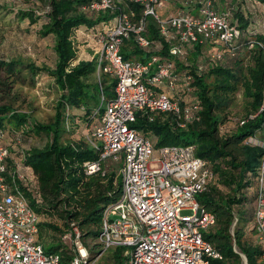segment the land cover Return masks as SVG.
I'll list each match as a JSON object with an SVG mask.
<instances>
[{
    "label": "built area",
    "instance_id": "obj_1",
    "mask_svg": "<svg viewBox=\"0 0 264 264\" xmlns=\"http://www.w3.org/2000/svg\"><path fill=\"white\" fill-rule=\"evenodd\" d=\"M237 5L231 0H86L81 4L89 14L109 13L91 27L77 28L73 39L78 30L90 34L98 73L115 81L111 95L101 92L104 110L88 137L97 158L86 161L83 169L92 174L102 170L105 160L120 161L121 194L104 206L99 233L91 244L83 242L75 221L68 222L62 237L71 239L67 264H99L112 247L121 249L127 264H216L224 259L203 232L215 225L216 215L197 198L214 177L210 162L196 154L195 143L158 146L132 124L138 113L149 117L158 111L172 114L180 129L198 119L194 80L207 65L188 57L200 46V52L207 49L209 62L223 63L257 43V24L242 27L237 13L250 16ZM150 20L158 37L148 33ZM165 45L167 53H163ZM123 48L129 57H124ZM134 48L144 58L133 54ZM8 142L7 131L0 128V264H63L61 251H46L39 239V215L24 192L33 187L37 194L35 178L22 164L25 153L14 157ZM254 178L252 228L264 242V151Z\"/></svg>",
    "mask_w": 264,
    "mask_h": 264
},
{
    "label": "trees",
    "instance_id": "obj_2",
    "mask_svg": "<svg viewBox=\"0 0 264 264\" xmlns=\"http://www.w3.org/2000/svg\"><path fill=\"white\" fill-rule=\"evenodd\" d=\"M42 1L48 6L47 21L41 25L39 33L54 36L55 67L49 69L30 62L24 64L3 59H0V67H4L8 74H20L25 69L34 76L40 71H47L54 77L61 94L57 98L54 115L46 123L31 122L27 113L16 111L11 104L0 105V128L7 131L9 146L11 141H25L32 133H44L48 138L42 146L28 148L22 161L28 174L35 178L37 194L33 195L27 190L24 192L39 215L40 230L50 228L63 232L67 230L68 222L75 221L80 228L81 239L94 240L99 233L104 206L115 202L121 194L118 173L121 162L105 160L102 170L86 174L84 163L96 159V151L88 139L63 137L66 133L69 135L73 128V116L67 110L81 109L87 120L96 115L100 117L104 110L100 105L101 92L106 94V89L114 87L115 81L110 75L102 72L96 74L94 58L74 62L75 30L82 25L91 27L109 17V13L84 12L81 4L86 0ZM257 1L264 4V0ZM19 13L21 18H28L29 23H35L38 19L33 9ZM237 16L242 27H246L249 20H245L241 12ZM147 30L150 37H158L153 21H149ZM254 40L257 43L252 49L228 56L223 63L208 62L204 73L195 77L200 109L196 112L198 119L188 123L186 129L176 126L177 121L172 114L161 111L153 112L149 117L138 113L132 124L145 135L152 133L158 146L181 141L195 143L196 154L210 162L214 176L217 175L221 184L231 190V195H221L211 183L213 177L207 189L201 193L202 197L198 198L217 218L212 226L214 232L204 234L223 253L224 259L216 261V264H244L242 255L246 264L264 262V242L258 239L252 227L255 242L245 239V227L253 220L254 194L247 198L243 191L255 186L256 167L264 151L261 146L246 142L247 138L264 128V32H256ZM199 52L200 46H197V51L188 58L193 60ZM122 53L124 57L130 56L127 48H123ZM132 53L144 58L138 48H134ZM163 53H167V45ZM241 89L246 98L245 113L231 128L228 123L233 117L228 110L229 102ZM250 114L253 116L250 117ZM240 120L244 122L240 124ZM186 137L188 141H185ZM11 152L18 157L22 150L11 148ZM103 170L105 173H102ZM248 203L251 205L250 211ZM240 215L243 216L242 224H239ZM54 216L63 219V229L56 221L49 220ZM70 252L69 249L61 252L63 262L69 260ZM123 260L118 248L105 264H123Z\"/></svg>",
    "mask_w": 264,
    "mask_h": 264
},
{
    "label": "rangeland",
    "instance_id": "obj_3",
    "mask_svg": "<svg viewBox=\"0 0 264 264\" xmlns=\"http://www.w3.org/2000/svg\"><path fill=\"white\" fill-rule=\"evenodd\" d=\"M240 11L247 13L250 18H245L250 22H246L247 26L257 24L258 29L264 32V4L260 2L252 3L250 0H236ZM235 5V4H234ZM236 6V5H235ZM42 0H0V59L9 61L16 60L20 63H34L38 67L53 69L55 67L56 54L53 49L54 36L52 34L42 35L39 33L40 27L47 21L46 14L47 8ZM33 9L38 17L35 23H29L28 18H21L19 11ZM245 28V27H244ZM86 35H88L86 37ZM74 40V46L76 49V60L90 61L93 59L92 36L86 34L83 30L76 32V38ZM205 51L199 53L192 61L198 60L200 63H208V55ZM204 61V62H203ZM19 74V73H18ZM18 74H8L4 67H0V105L11 104L12 108L19 112H25L29 115L30 121H38L46 123L51 120L55 112V105L57 98L61 94V90L56 86L54 77L47 71H40L34 76L27 70L23 69ZM98 75V71L96 70ZM15 82H10V80ZM3 82L5 84H3ZM6 83L8 85H6ZM113 92V89H106L105 95L109 96ZM246 98L243 96L242 89L239 90L234 98L229 102L228 110L231 113L233 120L229 121L228 125L231 128L235 127V121L245 113ZM72 118V132L69 135L66 133L63 138L70 137L72 139H88L92 126L98 122V115L90 120H87L83 116L81 109H69L67 110ZM149 138L155 140V136L152 133L147 134ZM9 138V137H8ZM185 138V136H184ZM47 136L44 133L28 136L25 141H11L10 148L15 150H22L24 153L30 147H40L46 140ZM189 138L186 137L185 141ZM246 142L251 145H259L262 147L264 142H261L255 135L246 139ZM180 143H183L181 141ZM157 152H154L156 155ZM112 164V163H111ZM213 186H216L219 193L223 196L231 195V190L221 184L217 175L214 176L211 182ZM244 188V194L247 198L252 196V189ZM31 193L33 187H31ZM202 197L199 193L197 198ZM236 206V205H235ZM248 211L251 210V205H247ZM190 210H183L182 213H189ZM52 217V216H51ZM54 220L59 226L64 228V221L58 217L49 218ZM243 216L240 215L239 224H242ZM252 219L247 223L245 227V239L255 242L256 237L251 230ZM215 228L212 226L208 229H204L206 234H212ZM63 232H57L50 228L39 230L40 241L43 243L46 251H63L65 249L72 250L71 239H63ZM89 240V241H88ZM83 241L84 243L91 244L92 241L88 239ZM236 250L237 247H236ZM115 249L109 248L99 258V264H105L108 261V257L112 256ZM243 257V263L246 259ZM67 264V262H63ZM123 264H127L124 259Z\"/></svg>",
    "mask_w": 264,
    "mask_h": 264
},
{
    "label": "crops",
    "instance_id": "obj_4",
    "mask_svg": "<svg viewBox=\"0 0 264 264\" xmlns=\"http://www.w3.org/2000/svg\"><path fill=\"white\" fill-rule=\"evenodd\" d=\"M255 136L258 137L261 142H264V128L258 130L255 133ZM255 187H256V183H255V186L252 188L253 189L252 193L254 194V197H255ZM253 202H254V200H253Z\"/></svg>",
    "mask_w": 264,
    "mask_h": 264
}]
</instances>
